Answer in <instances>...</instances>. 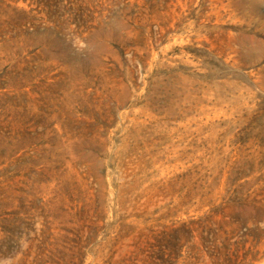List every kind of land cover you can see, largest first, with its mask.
I'll return each instance as SVG.
<instances>
[{
    "label": "rangeland",
    "instance_id": "1",
    "mask_svg": "<svg viewBox=\"0 0 264 264\" xmlns=\"http://www.w3.org/2000/svg\"><path fill=\"white\" fill-rule=\"evenodd\" d=\"M85 1L0 0V264H264V0Z\"/></svg>",
    "mask_w": 264,
    "mask_h": 264
},
{
    "label": "trees",
    "instance_id": "2",
    "mask_svg": "<svg viewBox=\"0 0 264 264\" xmlns=\"http://www.w3.org/2000/svg\"><path fill=\"white\" fill-rule=\"evenodd\" d=\"M25 1V0H23ZM33 4H36L38 8H41L43 13L46 14V16H53L55 13L60 11L62 9L64 12L73 11L75 14L76 20H74V23L76 25L77 31L84 28L86 22L83 20V16L85 12L89 10V5L86 3L85 0H32ZM66 3V5H63ZM69 7L68 11L66 8ZM24 14V13H22ZM74 18V19H75ZM24 63L23 61H15V64ZM14 64V67L16 66ZM7 149L0 147V158H7ZM10 181V180H7ZM2 191L9 190L10 187H2ZM18 221V219H12L11 215H7L4 218L0 219V236L1 234L4 235V237L9 241L13 239V229L15 223Z\"/></svg>",
    "mask_w": 264,
    "mask_h": 264
}]
</instances>
